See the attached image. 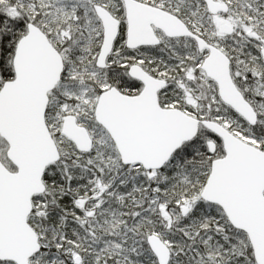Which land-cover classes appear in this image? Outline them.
<instances>
[{
  "label": "snow or ice",
  "instance_id": "6c2138e0",
  "mask_svg": "<svg viewBox=\"0 0 264 264\" xmlns=\"http://www.w3.org/2000/svg\"><path fill=\"white\" fill-rule=\"evenodd\" d=\"M0 264H264V0H0Z\"/></svg>",
  "mask_w": 264,
  "mask_h": 264
}]
</instances>
